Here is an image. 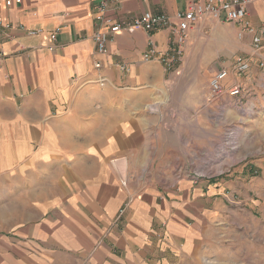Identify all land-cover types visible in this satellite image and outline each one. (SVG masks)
Segmentation results:
<instances>
[{
  "label": "crops",
  "instance_id": "1",
  "mask_svg": "<svg viewBox=\"0 0 264 264\" xmlns=\"http://www.w3.org/2000/svg\"><path fill=\"white\" fill-rule=\"evenodd\" d=\"M186 3L119 0L113 21L150 13L171 24L110 36L102 55L98 0H0V264H202L212 245L254 229L231 205L233 173L199 172L218 138L212 119L239 110L252 75L228 74L224 89L243 86L235 98L209 99L208 83L251 53V36L205 20L175 71L142 61L149 39L167 50ZM247 19L264 45V0H251ZM56 29V49L43 48ZM251 60L254 74L264 49Z\"/></svg>",
  "mask_w": 264,
  "mask_h": 264
},
{
  "label": "rangeland",
  "instance_id": "2",
  "mask_svg": "<svg viewBox=\"0 0 264 264\" xmlns=\"http://www.w3.org/2000/svg\"><path fill=\"white\" fill-rule=\"evenodd\" d=\"M239 57L245 56L238 55L233 59L232 65L226 67L229 73H235L233 66ZM250 76L244 104L237 105L239 110L226 108L231 112L229 118L219 113L217 118L212 119L218 138L199 172L205 176L217 173L223 176L228 170L233 173L229 178L231 182L228 181L234 187V191H230L234 196L231 205L248 213L238 221L252 222L254 229H236L234 240L229 243L231 246H227L226 239H222L219 245L215 244L217 247L211 244L209 253L202 258V264H264V66H259L256 73L248 72L240 78L248 79ZM223 109L221 106L220 110ZM243 170L247 172L245 176ZM242 192L248 199L241 198ZM2 205L3 199L0 198Z\"/></svg>",
  "mask_w": 264,
  "mask_h": 264
},
{
  "label": "built area",
  "instance_id": "3",
  "mask_svg": "<svg viewBox=\"0 0 264 264\" xmlns=\"http://www.w3.org/2000/svg\"><path fill=\"white\" fill-rule=\"evenodd\" d=\"M7 1V0H5ZM251 0H187L185 8L176 15V24L172 29L169 47L164 52L157 49L156 45L149 39L147 49L142 55L143 62L158 61L166 72L175 71L183 62L185 48L188 43V35L191 31L197 30L205 20H217L238 27V39L245 35L251 36V53L245 57L235 60L233 70L237 76H246L251 69V58L260 59L264 45L262 44V30H256L247 19V10ZM119 0H98L94 10V20L96 29L92 40L98 54L107 53V41L110 36L120 32L133 33L144 28L147 33L167 28L170 26V18L164 14L144 13L131 20L116 22L107 16L110 6H117ZM0 28H2V18L0 17ZM59 29L50 32L45 42L41 45L50 51L56 49L55 40ZM38 32L30 30L29 35H36ZM8 39V35L0 31V45ZM5 55L0 50V62ZM259 66H263L259 63ZM99 62L94 63L95 69H100ZM116 68L121 73H127L125 64H116ZM227 69H220L214 74L208 83V97L211 100L219 99L224 94L223 82L228 77ZM243 86L233 85L226 92V95L235 98L241 94ZM123 186L125 184H122ZM123 213L120 210L118 218Z\"/></svg>",
  "mask_w": 264,
  "mask_h": 264
}]
</instances>
